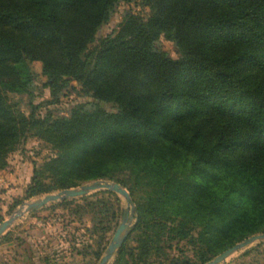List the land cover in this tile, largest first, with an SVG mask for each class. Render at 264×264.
<instances>
[{
	"label": "trees",
	"instance_id": "obj_1",
	"mask_svg": "<svg viewBox=\"0 0 264 264\" xmlns=\"http://www.w3.org/2000/svg\"><path fill=\"white\" fill-rule=\"evenodd\" d=\"M135 1L0 0V170L36 136L54 153L34 165L27 196L106 179L134 200L133 188L144 187L130 228L133 264L181 239L199 245L198 263H175L204 264L264 232V0H140L146 18L127 12L97 39L116 5ZM162 37L177 58L160 48ZM34 61L53 99L75 81L91 100L67 115H40L39 105L25 115L9 95L31 93ZM105 194L118 202L101 190L73 209L91 214L92 234L116 225Z\"/></svg>",
	"mask_w": 264,
	"mask_h": 264
},
{
	"label": "rangeland",
	"instance_id": "obj_2",
	"mask_svg": "<svg viewBox=\"0 0 264 264\" xmlns=\"http://www.w3.org/2000/svg\"><path fill=\"white\" fill-rule=\"evenodd\" d=\"M127 12L146 18L149 10L140 0L119 2L108 22L98 30L97 39L112 32ZM159 46L171 58L179 56L177 48L163 37ZM30 68L34 78L31 93L9 95L10 103L25 115L30 113L34 105H39L37 113L40 115L45 114L48 109L67 115L74 104L91 100L90 95L85 93L81 85L75 81L70 82L58 93L56 99H53L45 86L46 77L41 73L40 62L30 63ZM102 105L112 110L109 104ZM53 153L54 150L47 142L30 134H27L15 150L9 153L6 166L0 170V222L7 219L25 202L46 194L29 197L26 189L34 165H40ZM124 179L128 185H131L130 177L125 176ZM56 191L58 190L51 192ZM116 195L118 197L116 204L113 203V196L102 195L107 206L111 205L117 212L116 225L103 234L101 232L92 234L93 221L90 213L80 215L73 211L77 203H82L80 197L72 198L77 201L69 204H57L61 201L52 202L23 214L0 237V264H44L45 258L75 264H98L127 208L123 197ZM133 198L134 211L129 212L133 217L130 220L131 227L136 222V204L146 203V189L133 188ZM104 224L105 227L108 225L107 219H104ZM137 240L138 232L129 230L121 251L118 249L108 264H123L119 259L122 252L127 254L125 260L128 264H133L132 257L137 252L139 244ZM171 244V248H168V243L161 242L158 255L152 254L146 262L141 261L140 264H176L175 259L185 258L198 263L196 252L199 245L191 243L188 239L173 240ZM96 253L100 254V258H96ZM220 264H264V241L253 243L233 253Z\"/></svg>",
	"mask_w": 264,
	"mask_h": 264
},
{
	"label": "water",
	"instance_id": "obj_3",
	"mask_svg": "<svg viewBox=\"0 0 264 264\" xmlns=\"http://www.w3.org/2000/svg\"><path fill=\"white\" fill-rule=\"evenodd\" d=\"M101 190H109L120 195L121 197H123L127 204L123 219L119 222L111 238V241L109 242L105 250V253L102 255L98 262V264H108L109 260L121 247L122 243L129 233V230L131 228L130 220L133 219L132 215H129V212L134 211L133 201L128 190L115 181L96 179L83 183L76 187L65 188L56 192L46 193L42 197L36 198L29 202H25L24 204L19 206L7 219L0 222V237L6 231H8V229L18 218H20L25 213L39 209L52 202H59L67 199L82 197ZM136 219L137 216H135V220ZM260 241H264V232L256 233L244 238L243 240L223 250L221 253L217 254L204 264H220L233 253Z\"/></svg>",
	"mask_w": 264,
	"mask_h": 264
}]
</instances>
